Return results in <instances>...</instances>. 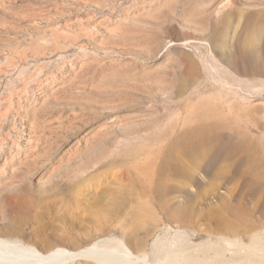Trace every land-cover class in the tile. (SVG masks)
Here are the masks:
<instances>
[{"label":"rangeland","instance_id":"obj_1","mask_svg":"<svg viewBox=\"0 0 264 264\" xmlns=\"http://www.w3.org/2000/svg\"><path fill=\"white\" fill-rule=\"evenodd\" d=\"M7 108L0 229L40 251L264 240V0H0Z\"/></svg>","mask_w":264,"mask_h":264},{"label":"bare ground","instance_id":"obj_2","mask_svg":"<svg viewBox=\"0 0 264 264\" xmlns=\"http://www.w3.org/2000/svg\"><path fill=\"white\" fill-rule=\"evenodd\" d=\"M58 30L56 29L52 33L63 37L64 41L72 42L74 40L75 37L71 32L64 31L62 34L60 32L59 35ZM83 31L86 33V29ZM255 31H257L254 33L255 35L260 32L258 29ZM52 39L54 40V37ZM10 114L11 109L9 108L1 110L0 119L7 118ZM27 129L30 131L29 126ZM29 134L31 133L29 132ZM29 134L27 136L30 137ZM29 137L26 138L28 142H30ZM3 140L5 139L0 141L1 147L5 145ZM20 140L21 134L18 133L14 140L11 139V147L15 155L20 154L23 150V146L19 143ZM0 231H4L3 234L0 232V264H68L80 257L97 264H264V240L261 238V234L253 235L248 245H245L240 239L221 237L215 241L201 243L206 247L208 246L205 250L201 244H191L185 233L178 231V233L176 232L177 240L156 237L151 243L139 242L136 245L137 253L135 254L130 248L129 242L123 238H105L76 251L59 247L49 252H42L15 236L14 231L16 229L10 225L6 226V229H0ZM228 250H232L229 256L226 255Z\"/></svg>","mask_w":264,"mask_h":264}]
</instances>
